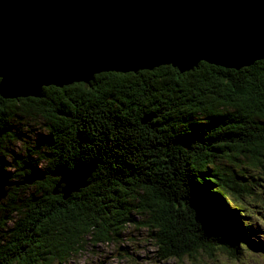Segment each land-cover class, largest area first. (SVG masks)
Returning a JSON list of instances; mask_svg holds the SVG:
<instances>
[{
  "label": "trees",
  "instance_id": "1",
  "mask_svg": "<svg viewBox=\"0 0 264 264\" xmlns=\"http://www.w3.org/2000/svg\"><path fill=\"white\" fill-rule=\"evenodd\" d=\"M38 121L46 133L30 148L24 130ZM77 162L96 168L64 198L52 173ZM0 171L10 182L42 176L7 187L0 264H64L87 238L118 241L134 226L160 260L262 250L246 204L263 200L254 179L264 175V59L102 72L39 98L0 96Z\"/></svg>",
  "mask_w": 264,
  "mask_h": 264
},
{
  "label": "water",
  "instance_id": "2",
  "mask_svg": "<svg viewBox=\"0 0 264 264\" xmlns=\"http://www.w3.org/2000/svg\"><path fill=\"white\" fill-rule=\"evenodd\" d=\"M264 59V0H0V96L39 98L48 86L90 83L102 72L201 61L240 69ZM96 163L59 165L62 193L88 184ZM10 182L0 171V202ZM57 186V187H58ZM54 193H58L57 189Z\"/></svg>",
  "mask_w": 264,
  "mask_h": 264
},
{
  "label": "rangeland",
  "instance_id": "3",
  "mask_svg": "<svg viewBox=\"0 0 264 264\" xmlns=\"http://www.w3.org/2000/svg\"><path fill=\"white\" fill-rule=\"evenodd\" d=\"M31 125L24 130L23 136L26 145L30 148L34 146L39 133H46L42 130L39 121ZM17 149L19 150V147ZM44 165L45 163L42 167ZM252 170L249 171L250 175L253 173L254 176L258 175L257 171ZM8 171L13 172V167H9ZM256 178L254 180L259 183L257 188L260 190L263 200L256 203L250 200L246 204V207L248 206L246 214L250 225L255 230L252 240L255 244H261L264 243V175ZM122 237L120 240L112 242H95L87 238L88 244L85 248L69 258L64 264H264V246L262 250H244L237 260L229 258L226 254L221 255V253L214 256V261L203 254L197 255L195 260L187 256L183 259L160 260L157 256L158 247L146 229L129 227L124 231ZM53 264H59V262L55 261Z\"/></svg>",
  "mask_w": 264,
  "mask_h": 264
}]
</instances>
